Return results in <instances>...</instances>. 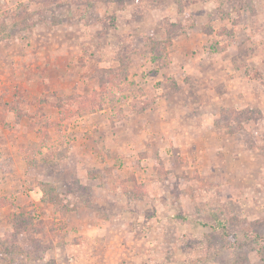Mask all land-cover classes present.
<instances>
[{"label": "rangeland", "instance_id": "374dc122", "mask_svg": "<svg viewBox=\"0 0 264 264\" xmlns=\"http://www.w3.org/2000/svg\"><path fill=\"white\" fill-rule=\"evenodd\" d=\"M0 51V264H264V0H0Z\"/></svg>", "mask_w": 264, "mask_h": 264}, {"label": "crops", "instance_id": "0c3cea01", "mask_svg": "<svg viewBox=\"0 0 264 264\" xmlns=\"http://www.w3.org/2000/svg\"><path fill=\"white\" fill-rule=\"evenodd\" d=\"M5 52L4 53H2L1 51H0V64L2 63V66H6V62H5V60L4 59H2L1 58V55L2 56H5ZM3 109V107H0V128L1 127H3L4 125H5V123L6 122H10L12 125H14L15 123H13V121H14V119H13V115L12 114H10L8 111V113L7 112H4V111H1ZM2 114H4L5 116L4 117H2ZM79 119V118H78ZM82 118H80L79 120H81ZM79 204V208L78 209H83V208H88L89 206H90V204L91 203H89V202H83V203H78ZM74 211H76V210H71V214H73L74 213ZM77 214V213H76ZM75 214V215H76ZM99 230H101V228H100V226H98V225H95L94 224V226H92L91 227V230H90V234H96V232H98Z\"/></svg>", "mask_w": 264, "mask_h": 264}, {"label": "trees", "instance_id": "16d2710c", "mask_svg": "<svg viewBox=\"0 0 264 264\" xmlns=\"http://www.w3.org/2000/svg\"><path fill=\"white\" fill-rule=\"evenodd\" d=\"M161 58L162 57H160V56H155V55L152 56V60H154V61H157L158 59H161ZM222 117H223V119L221 121L220 120L217 121L218 124H220L222 121H227L228 120L227 116L223 115ZM17 118L20 119V116L17 115ZM3 204L4 203L2 202L1 205H3ZM212 227L215 230H218V229L219 230H223V233H225V235H229L230 234L229 231L227 230V224L221 219H217L216 224L212 225Z\"/></svg>", "mask_w": 264, "mask_h": 264}]
</instances>
